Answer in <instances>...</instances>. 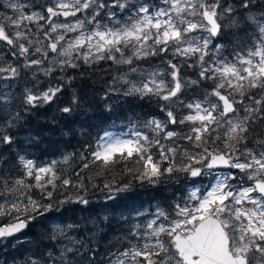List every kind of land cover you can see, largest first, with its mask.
<instances>
[{
	"label": "snow or ice",
	"instance_id": "obj_1",
	"mask_svg": "<svg viewBox=\"0 0 264 264\" xmlns=\"http://www.w3.org/2000/svg\"><path fill=\"white\" fill-rule=\"evenodd\" d=\"M4 7L13 15L0 14V264H97L93 238L112 226L109 213L133 185L101 189L85 172L117 164L141 185L175 174L185 184L167 207L115 217L135 222L106 264H264V0H7ZM230 29L250 43L229 51L221 40ZM101 62L121 69L106 82V111L113 96L159 111L127 132L105 130L90 152L48 162L16 152L13 164L5 153L17 145V129L59 100L77 79L69 70L84 75L82 66ZM29 76L32 86L25 81L17 91ZM78 105L73 94L59 111ZM90 184L105 192L98 212L89 211ZM69 189L76 195L57 196ZM72 204L88 215L56 223ZM48 221L41 242L21 252L25 230Z\"/></svg>",
	"mask_w": 264,
	"mask_h": 264
},
{
	"label": "trees",
	"instance_id": "obj_2",
	"mask_svg": "<svg viewBox=\"0 0 264 264\" xmlns=\"http://www.w3.org/2000/svg\"><path fill=\"white\" fill-rule=\"evenodd\" d=\"M236 31V29H230L229 35L221 40V43L225 44L229 51L238 48L242 43H250V37L246 36L243 31H239L238 35L232 34ZM110 63L101 62L93 68L82 66L79 71H82L84 75H78L77 70H69L68 74L77 75V79L66 87L58 101L51 106L45 105L33 111L24 127L18 130L19 136L24 137L22 143L29 140V144L22 146L18 140L11 153H5L13 164H15V160L12 158L18 149H22L21 155L30 154L33 158H37L39 162L57 158L62 154L79 153L84 149L90 152L96 138L103 135L105 130L119 124L124 126L135 124L139 127L145 120L151 118L153 111H159L158 108L154 109L152 105H149L147 101L138 98H129L125 101L117 99L115 96L109 101L113 104L112 111H106L105 103L101 99L104 89L107 87L106 82H110L112 76L117 75L121 70L115 65L110 66ZM150 63L155 66L159 65L160 62L158 59H153ZM187 75L195 78V73L191 69L187 70ZM73 94L79 97V105L74 106L72 113L60 112L59 109L68 105ZM129 166L133 169L136 168L134 163ZM97 172L100 175H97ZM85 175L93 177L92 183L98 185L101 189L106 182H114L116 186L128 182L132 183V189L129 192L121 193L120 198L116 201L115 213H109L113 218L119 216L121 212L123 214L127 212L134 213V209L137 210L143 206L145 201L153 202L152 197L161 188L157 184L152 185L147 182L141 185L130 174L123 171L121 164H117L112 171H105L93 166L90 170H86ZM69 195L75 196V190L69 189L63 193H57L60 199ZM87 195L94 203V208L90 207L89 211L98 212L99 206L104 203L102 197L105 192L93 188L90 184ZM166 201L168 200L165 199ZM82 207L75 204L65 205V209H72V211L62 209L61 213L56 214L57 218L60 222H72L74 219L82 220L83 217L88 215V212L81 210ZM36 225L44 226V228H36ZM111 225L110 228L103 227L102 231L98 232L93 238L92 245L98 248L96 256L98 264H103L104 260H107V253L109 250H115L113 245L117 243V238L121 236L112 223ZM49 229L50 227L46 223L30 225L26 232V241L21 244L20 250L25 251L34 248L37 242H41L42 233ZM43 243H47V241L44 240Z\"/></svg>",
	"mask_w": 264,
	"mask_h": 264
},
{
	"label": "rangeland",
	"instance_id": "obj_3",
	"mask_svg": "<svg viewBox=\"0 0 264 264\" xmlns=\"http://www.w3.org/2000/svg\"><path fill=\"white\" fill-rule=\"evenodd\" d=\"M7 2V0H1L0 2V14H5V15H13L12 13V10L11 9H8L6 7H4V4ZM20 2H24V0H20ZM157 3H160V0H156ZM30 27H33L32 25H29ZM0 47H3L2 44H0ZM30 80H31V77H22L21 78V81L18 85V88H17V91H22L23 87H24V83L25 81H29V83L27 84L28 87H31V83H30ZM41 81H42V84H41V90H43V87H44V78L41 76ZM119 99L121 100H125V98L123 97H120ZM128 128H129V125H126L124 126L123 124H119V125H114L113 127H111L110 129H108L109 131H113L115 133H122V132H127L128 131ZM21 129V128H20ZM20 129H17L20 130ZM22 139H24V137H21L19 136V141H20V144L22 146H26L29 144V140L28 141H24V143H22ZM25 140H26V137H25ZM17 152H22V149H18ZM64 155V154H62ZM58 156L57 158H52V159H47L46 161L43 160L41 162H48V161H51V160H54V159H59L61 158V156ZM31 158H33L31 155H30ZM37 159V158H35ZM39 162V161H38ZM184 184H185V176L184 174H175L173 175L172 177H162L161 178V182L157 185H159L160 190L155 193V195L152 197L153 199V202L152 201H145L144 202V205L141 206L140 208H138L137 210H140V211H145L147 210L148 212H153L155 211V207L156 205H161L163 207H167L170 203H172L173 199L174 198H178L182 193H183V189H184ZM188 187H191V185L189 184ZM165 199H167L168 201L165 202ZM134 214V213H133ZM124 215H129V213H124ZM140 222L143 223L144 222V217H140ZM113 226L116 228V230L119 231V233L121 235L124 234L125 231H127V227H128V224H131L133 222H135L134 220H129L128 221V224H124L123 222H119L117 221L115 218H112L111 220ZM56 223H61L59 218H57V220L55 221ZM52 223L53 221H48L46 224L51 228L52 226ZM44 228V226H38L36 225V228ZM97 234V233H96ZM84 235H91L90 233H84ZM21 240H22V243L24 241H26L25 239V236L22 235L21 236ZM20 245H17V247L19 248L20 250ZM93 246V245H92ZM122 250V249H121ZM21 251V250H20ZM21 252H25V251H21ZM23 257H18V261L19 260H22ZM98 264V262H97ZM103 264H106V260H104Z\"/></svg>",
	"mask_w": 264,
	"mask_h": 264
},
{
	"label": "water",
	"instance_id": "obj_4",
	"mask_svg": "<svg viewBox=\"0 0 264 264\" xmlns=\"http://www.w3.org/2000/svg\"><path fill=\"white\" fill-rule=\"evenodd\" d=\"M27 230V229H26ZM18 235H20V234H18Z\"/></svg>",
	"mask_w": 264,
	"mask_h": 264
}]
</instances>
